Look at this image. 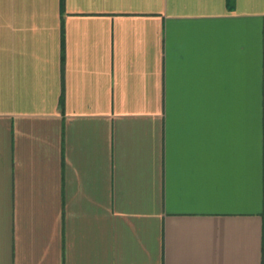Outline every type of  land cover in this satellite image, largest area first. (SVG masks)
Instances as JSON below:
<instances>
[{
    "label": "crops",
    "instance_id": "0c3cea01",
    "mask_svg": "<svg viewBox=\"0 0 264 264\" xmlns=\"http://www.w3.org/2000/svg\"><path fill=\"white\" fill-rule=\"evenodd\" d=\"M0 264H264V0H0Z\"/></svg>",
    "mask_w": 264,
    "mask_h": 264
},
{
    "label": "trees",
    "instance_id": "16d2710c",
    "mask_svg": "<svg viewBox=\"0 0 264 264\" xmlns=\"http://www.w3.org/2000/svg\"><path fill=\"white\" fill-rule=\"evenodd\" d=\"M233 0H228V2L230 3V2H232Z\"/></svg>",
    "mask_w": 264,
    "mask_h": 264
}]
</instances>
